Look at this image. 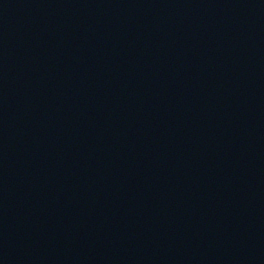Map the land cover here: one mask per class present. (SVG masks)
Segmentation results:
<instances>
[{
    "label": "water",
    "instance_id": "95a60500",
    "mask_svg": "<svg viewBox=\"0 0 264 264\" xmlns=\"http://www.w3.org/2000/svg\"><path fill=\"white\" fill-rule=\"evenodd\" d=\"M0 264H264V0H0Z\"/></svg>",
    "mask_w": 264,
    "mask_h": 264
}]
</instances>
